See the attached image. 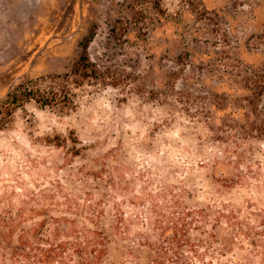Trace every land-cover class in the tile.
Instances as JSON below:
<instances>
[{
    "label": "rangeland",
    "instance_id": "374dc122",
    "mask_svg": "<svg viewBox=\"0 0 264 264\" xmlns=\"http://www.w3.org/2000/svg\"><path fill=\"white\" fill-rule=\"evenodd\" d=\"M259 163L264 179V0H0L1 229L64 195H106V264H151L174 197L258 200L216 178L251 179ZM213 246L206 262L245 254Z\"/></svg>",
    "mask_w": 264,
    "mask_h": 264
},
{
    "label": "trees",
    "instance_id": "16d2710c",
    "mask_svg": "<svg viewBox=\"0 0 264 264\" xmlns=\"http://www.w3.org/2000/svg\"><path fill=\"white\" fill-rule=\"evenodd\" d=\"M93 37L94 30L82 45L83 53L76 63L78 69L83 64L87 71L91 63L88 48ZM18 93H11L10 99L16 101ZM26 95V98H33L42 105L55 102V96L48 97L41 92H28ZM261 168L259 163L257 169L251 170V179L235 181L225 171L216 178L222 187L228 189L250 186L259 192L260 199L246 200L241 206L223 202L215 207L196 208L186 206L181 195L174 197L169 215H161L162 219L154 221L161 233L151 264H213V261L206 262V258L215 244H219L223 252L234 245L245 251L237 258V264H264V179ZM83 196L64 195L63 201L58 204L59 209L43 207L41 211L34 210L30 217L17 214L9 227L0 228V262L106 264L110 241L102 221L108 198L106 195L97 198L88 191H83ZM115 208L114 229L123 237L127 235L125 217L119 204ZM52 210H59L60 214L53 216ZM35 215H41L43 219L34 222ZM0 220V224L4 222ZM25 220L32 223L20 226ZM208 224L212 225L213 232L205 229ZM223 252H220L222 256Z\"/></svg>",
    "mask_w": 264,
    "mask_h": 264
}]
</instances>
